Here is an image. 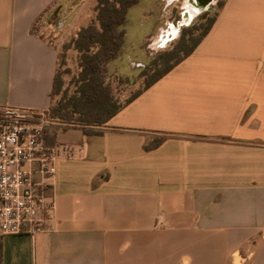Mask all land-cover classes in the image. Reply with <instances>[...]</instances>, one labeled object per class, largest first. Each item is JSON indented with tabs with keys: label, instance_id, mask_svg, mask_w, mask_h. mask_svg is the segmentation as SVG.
I'll return each mask as SVG.
<instances>
[{
	"label": "crops",
	"instance_id": "0c3cea01",
	"mask_svg": "<svg viewBox=\"0 0 264 264\" xmlns=\"http://www.w3.org/2000/svg\"><path fill=\"white\" fill-rule=\"evenodd\" d=\"M96 4L0 0V109L49 110ZM136 93L100 135L50 128L48 144L80 150L56 160L45 230L0 236V264H264V0H225Z\"/></svg>",
	"mask_w": 264,
	"mask_h": 264
},
{
	"label": "trees",
	"instance_id": "16d2710c",
	"mask_svg": "<svg viewBox=\"0 0 264 264\" xmlns=\"http://www.w3.org/2000/svg\"><path fill=\"white\" fill-rule=\"evenodd\" d=\"M138 2L139 0H97L95 19L81 28L76 39L72 41L73 48L78 53L80 67L76 91L66 102L62 99L56 106L52 103L47 111L52 117L65 124L64 127H77L87 136L100 135L101 132L97 128L104 125L122 108L123 105L118 102L113 89L106 82L107 67L122 52L127 12ZM224 2L225 0H220L213 11L202 14V17H207L206 23L189 48L184 51L181 49L185 41V35H183L187 31L185 30L175 48L159 55L158 60L162 63L163 69L157 71L144 84V89L154 84L193 53L214 25ZM177 52H181L179 58H175ZM152 65L156 66L157 61H153ZM59 91L60 79L56 73L52 100ZM137 94L125 103L131 101ZM47 135L49 137V131L46 137ZM160 142V139L154 140L145 148L151 150Z\"/></svg>",
	"mask_w": 264,
	"mask_h": 264
},
{
	"label": "built area",
	"instance_id": "2783aa9c",
	"mask_svg": "<svg viewBox=\"0 0 264 264\" xmlns=\"http://www.w3.org/2000/svg\"><path fill=\"white\" fill-rule=\"evenodd\" d=\"M55 125L65 126L47 111L0 109V236L33 238L45 230L54 208L56 160L80 150L48 144L46 134Z\"/></svg>",
	"mask_w": 264,
	"mask_h": 264
},
{
	"label": "rangeland",
	"instance_id": "374dc122",
	"mask_svg": "<svg viewBox=\"0 0 264 264\" xmlns=\"http://www.w3.org/2000/svg\"><path fill=\"white\" fill-rule=\"evenodd\" d=\"M219 2L220 0H215L210 11ZM183 3L184 0H139L137 5L128 10L122 52L107 67V83L120 104L142 89L157 71L163 69L158 60L159 55L175 48L185 30V41L181 46L183 51L200 34L207 17H202L204 12H201L192 20L184 22ZM171 25L178 30L175 35L171 32ZM180 56L181 52H177L175 58ZM153 61H157L156 66L152 65ZM79 73L78 55L74 52L63 54L57 72L60 91L53 98L54 106L62 99L66 102L75 93Z\"/></svg>",
	"mask_w": 264,
	"mask_h": 264
},
{
	"label": "water",
	"instance_id": "95a60500",
	"mask_svg": "<svg viewBox=\"0 0 264 264\" xmlns=\"http://www.w3.org/2000/svg\"><path fill=\"white\" fill-rule=\"evenodd\" d=\"M215 0H190L191 5L198 11V13L212 10V5Z\"/></svg>",
	"mask_w": 264,
	"mask_h": 264
},
{
	"label": "bare ground",
	"instance_id": "6f19581e",
	"mask_svg": "<svg viewBox=\"0 0 264 264\" xmlns=\"http://www.w3.org/2000/svg\"><path fill=\"white\" fill-rule=\"evenodd\" d=\"M183 9L185 11L183 15L184 22L192 20V18L198 13V11L191 5L190 0H184Z\"/></svg>",
	"mask_w": 264,
	"mask_h": 264
},
{
	"label": "flooded vegetation",
	"instance_id": "af4514ba",
	"mask_svg": "<svg viewBox=\"0 0 264 264\" xmlns=\"http://www.w3.org/2000/svg\"><path fill=\"white\" fill-rule=\"evenodd\" d=\"M172 29H171V32L175 35L176 32H178L177 28L173 25H171Z\"/></svg>",
	"mask_w": 264,
	"mask_h": 264
}]
</instances>
